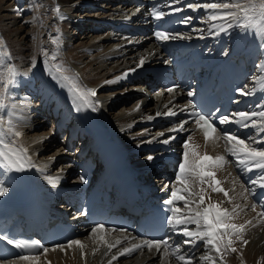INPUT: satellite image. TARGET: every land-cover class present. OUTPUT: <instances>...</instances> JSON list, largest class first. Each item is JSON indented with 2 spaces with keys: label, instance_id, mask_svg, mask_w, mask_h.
Returning a JSON list of instances; mask_svg holds the SVG:
<instances>
[{
  "label": "bare ground",
  "instance_id": "1",
  "mask_svg": "<svg viewBox=\"0 0 264 264\" xmlns=\"http://www.w3.org/2000/svg\"><path fill=\"white\" fill-rule=\"evenodd\" d=\"M183 1L188 0H181V2ZM207 2H211V0L188 1V3L200 4ZM57 5L64 17L65 14H69V16L63 20L59 19L55 12ZM137 9L138 7L132 0H0V37L5 40L13 56L12 62L18 70L28 73L27 76L18 77L13 98L7 101L9 105H17L15 109L11 110L14 112V119L17 122V130L23 132V136L19 138L20 143L28 147L33 161L40 166L41 172H44V178L48 184L50 183L47 177L58 175L60 179L55 187L70 188L79 184L76 166L78 154L66 148L65 139L59 137L53 123L54 120L47 110L40 107L38 102V93L44 88V84L37 77H40V69L45 70L46 64V58L41 52V48H46L49 52L57 51L58 60L63 61L71 72L79 73L82 86L97 89V96L102 102L101 116L108 117L112 127L118 131L117 134L127 145L131 146L135 160L145 164L150 163L151 161L146 157L148 155L156 156L160 153V149L148 150L145 147L160 142L142 143V141H148L160 132L167 133V129L184 120L183 118L174 122L166 120L163 124V115H155L156 112L167 111L164 106L170 100L172 103L169 107L174 111L185 104V99L178 90L168 93L164 88L160 90H151L148 86L144 88L142 83L135 82L137 80L132 79L131 76L116 84H104L105 80L114 79L115 76L133 67L141 55L153 53L146 61L147 64L154 63L161 55L155 41L151 40L149 36L127 35L125 32L113 30L111 23L120 25L129 21L133 22L134 19L132 20L130 17L134 16ZM198 13L203 14L202 18H197ZM207 16L208 10L203 8L193 10L190 17L196 21V25L187 36L203 35L211 39L212 42L224 43L229 48L231 39L235 37L239 29L232 28L219 35H211L208 33L210 22L207 20ZM216 23L219 24L221 21H216ZM58 34L61 37V42L57 49V46L51 43V38ZM175 43V40L169 41L171 45ZM33 58H35L34 66ZM257 61V65L264 61V52L259 53ZM258 72H260L259 69ZM27 84H29V93L24 89ZM101 85L103 86L101 87ZM254 87L259 88L256 83ZM137 104H140L141 107L139 111H134ZM7 111L5 110L3 114L5 120L8 119ZM149 115H152L154 119L147 120ZM185 127L189 131L182 134L186 136L191 134L193 137L191 142L198 144L199 149H202V136L194 122H189ZM170 135L175 136L171 143L181 150L183 148L181 141L186 137L181 139V132L170 133ZM45 137L46 139L39 142ZM164 138L166 137L160 139ZM33 141L38 142L33 143ZM206 148L214 151L216 155H225L223 140L218 141L216 145L209 141ZM52 157H55L54 161L50 159ZM219 170L230 190L233 189V179L236 180L235 191H231V196L235 197L233 202L242 206L245 203L251 205L249 198L244 201L237 195L241 191L240 184L243 182L235 169L229 167L227 163ZM151 174H155L153 178L155 184L162 186L164 176H160L157 172ZM173 184V182L169 183V185ZM219 195L221 196V194ZM52 197L58 199L56 196ZM59 205L65 207L63 201L60 200ZM227 205L231 209L232 204L227 202ZM257 211L259 210L257 209ZM234 220L239 224L248 220H251L252 223L246 225L244 232L249 243L244 245L239 242L236 247L237 252H229V260L234 264H241L244 257L248 264H264V220L256 217V213L250 207L239 212ZM91 229L89 226L85 227V230L75 238L87 246L85 249L81 250L76 245L71 248L65 245V250H52L53 248H51L40 256L37 264H108L111 256L125 247V242L105 256L106 245L100 243L97 235L91 233ZM123 234L107 230L104 236L109 243H115L117 239L123 240ZM178 242L180 241H175V243ZM93 248L98 249L95 254H93ZM183 250L188 252L184 245ZM205 250L202 243L201 248L194 253L196 264H207L206 261L200 259L201 253L214 256L211 250ZM82 252L84 255L81 254ZM167 260L168 264H178L174 257H168ZM21 264H27V262H21ZM112 264H161V256L155 251L150 253L145 248L134 253L131 257H119ZM217 264H220L219 260H217Z\"/></svg>",
  "mask_w": 264,
  "mask_h": 264
},
{
  "label": "snow or ice",
  "instance_id": "2",
  "mask_svg": "<svg viewBox=\"0 0 264 264\" xmlns=\"http://www.w3.org/2000/svg\"><path fill=\"white\" fill-rule=\"evenodd\" d=\"M172 2L180 4L181 0H172ZM186 7L193 10L201 8L208 10L209 34L219 35L229 29L238 28L245 34L253 35L259 49L264 52V0H211V2L204 4L188 3ZM171 11L181 12L183 9L172 7ZM55 12L59 19L63 20L65 18L59 5L56 6ZM151 15L154 19L160 20L166 13L153 8ZM191 19L192 17H184L180 23L189 24ZM216 21H221V23L218 24ZM154 36L160 42L191 38L178 32L171 33L168 31H156ZM200 38H204V36L201 35ZM60 42L61 37L59 34L51 38V43L56 45L57 49L60 46ZM41 52L46 58L45 63L48 65L47 70L50 78L56 82L60 89L66 92L72 110L77 113L86 110L98 111L102 106V102L96 98L97 89L82 86L79 73L71 72L63 61H59L57 51L49 52L48 49L41 48ZM152 54L141 55L133 67L115 76L114 79L105 80L104 84H116L121 80L128 79L138 69L144 67ZM12 61V53L3 37H0V169L5 173L21 172L36 167L32 156L29 155L28 147H25L19 140L23 136V132L17 130V122L14 119V112L11 110L15 109L17 105L6 103V100L13 98V91L17 87L18 77L28 75L27 72H20ZM32 63L34 66L35 58H33ZM256 68L259 69L261 75L253 74L251 79L259 86V90L264 91V61L256 65ZM177 88H179V85H173L167 88L166 91L174 93ZM256 90V87L250 89L245 84L237 87L235 91L242 96H251L254 95ZM187 95L193 97L195 93L188 91ZM171 103L172 101L170 100L164 106L167 111L163 113L156 112L155 115L176 116L177 112L169 107ZM140 107L141 105L137 104L134 111H139ZM255 108L259 110L238 111L221 115H217V113H220V109L217 108L215 112L205 114L201 109L197 108L192 100H189L188 104L181 109V111H188L187 119L167 129V133L160 132L150 140L142 141V143L158 141L168 145L175 139V136L170 135V133L187 132L189 130L185 125L189 122H194L196 128L203 133L205 145L209 141L216 145L218 141L223 140L225 152L228 156L234 158L236 167L245 173H256L255 178L247 181V186L244 183L240 184L241 191L237 194L244 201H247L251 196L253 203L251 205L245 203L242 206L233 202L235 197L229 196V191H235L236 180L233 179L232 181L233 189L226 190L221 186L222 182L216 176V170L223 168L225 164L229 163L227 156H213L208 154L207 151L201 153L199 150L200 146L191 142L193 137L189 134L182 145V158L178 162V171L175 182L171 186L170 196L164 201V204L168 206L169 214L166 216L168 228L177 235L184 236L185 239L178 243H173L169 236L140 239L139 242L131 243L129 247H123L115 255H112L108 264H112L119 257H131L134 253L145 248L150 253L155 251V253L159 254L161 256V264H168V257H174L178 264H196L193 255L183 250V245H195L199 241H203L206 247L210 246L212 252L216 254L215 256L212 254L204 255L200 258L201 260L208 262V264H217L216 257H219L220 264H226L225 256L229 252H237V249L233 247L234 237L244 245L249 243L248 240L243 239V234L246 231V225L251 224L252 221L248 220L242 224H237L233 221L239 215V212L249 207L256 213V217L264 220V191L257 192V189L264 190V104H258ZM5 110H8L7 120L4 119L3 115ZM153 119L152 115L147 116V120L151 121ZM217 123L227 127L218 129ZM232 125H235L237 129H251L252 134L241 138V133L233 129ZM54 131L53 129V133ZM161 137L166 138L160 139ZM43 139H46V137L39 142H42ZM37 142L33 141V143ZM50 159L54 161L55 157ZM146 159L152 161L155 156L148 155ZM47 179L55 187L60 176L47 177ZM80 180L83 182L84 177L81 176ZM209 189L211 193H223L224 197L227 198V202L232 204L231 209L223 207V201L210 202ZM8 191L9 189L0 181V196L5 195ZM257 196H259L258 200L256 199ZM258 206L261 209L260 211H257ZM81 214L86 215L87 213L82 212ZM192 225H194V228L190 227ZM106 231V225L103 223H98L91 229V233L97 235L100 243L106 245L105 256L123 242L137 239L136 237L125 235L123 240L117 239L115 243H109L105 240L104 233ZM112 231H116V229H112ZM119 231L127 233L126 228H120ZM0 240H4L14 248L22 250L23 253H18L8 264H21V262L37 264L40 260L39 255L31 254L34 249L42 247L39 241L31 242L13 239L7 235H0ZM74 245L79 246L81 250L87 247L80 240L67 241L68 248ZM56 249L65 250V245L56 244L52 250ZM48 251V248H43V253ZM92 251L95 254L98 249L93 248ZM81 254L84 255L83 252ZM0 264H3V262L0 261Z\"/></svg>",
  "mask_w": 264,
  "mask_h": 264
},
{
  "label": "rangeland",
  "instance_id": "3",
  "mask_svg": "<svg viewBox=\"0 0 264 264\" xmlns=\"http://www.w3.org/2000/svg\"><path fill=\"white\" fill-rule=\"evenodd\" d=\"M135 82H138V81H135ZM51 122V121H50ZM185 139V138H184ZM154 176H155V174L154 175H152V177L154 178Z\"/></svg>",
  "mask_w": 264,
  "mask_h": 264
}]
</instances>
